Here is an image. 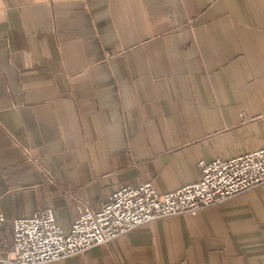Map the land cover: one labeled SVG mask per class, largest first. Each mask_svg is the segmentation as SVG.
Returning <instances> with one entry per match:
<instances>
[{
  "label": "crops",
  "instance_id": "crops-1",
  "mask_svg": "<svg viewBox=\"0 0 264 264\" xmlns=\"http://www.w3.org/2000/svg\"><path fill=\"white\" fill-rule=\"evenodd\" d=\"M262 147L264 0H0V255L15 218ZM42 264H264V182Z\"/></svg>",
  "mask_w": 264,
  "mask_h": 264
},
{
  "label": "built area",
  "instance_id": "built-area-1",
  "mask_svg": "<svg viewBox=\"0 0 264 264\" xmlns=\"http://www.w3.org/2000/svg\"><path fill=\"white\" fill-rule=\"evenodd\" d=\"M26 158L35 163L28 152ZM198 165L201 175L197 181L169 192H157L150 182L117 188L99 210L85 209L67 231L49 208L15 218L10 248L0 255V264L57 261L108 243L143 223L221 204L264 182V147ZM3 221L0 214V226Z\"/></svg>",
  "mask_w": 264,
  "mask_h": 264
}]
</instances>
